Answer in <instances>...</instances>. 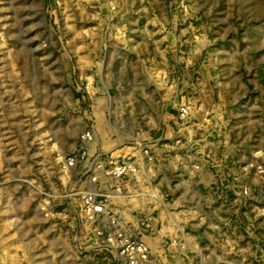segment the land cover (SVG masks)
<instances>
[{
	"label": "rangeland",
	"instance_id": "rangeland-1",
	"mask_svg": "<svg viewBox=\"0 0 264 264\" xmlns=\"http://www.w3.org/2000/svg\"><path fill=\"white\" fill-rule=\"evenodd\" d=\"M119 256L264 264V0H0V264Z\"/></svg>",
	"mask_w": 264,
	"mask_h": 264
},
{
	"label": "built area",
	"instance_id": "built-area-1",
	"mask_svg": "<svg viewBox=\"0 0 264 264\" xmlns=\"http://www.w3.org/2000/svg\"><path fill=\"white\" fill-rule=\"evenodd\" d=\"M71 163H72V159H70L68 161L69 165ZM112 168H113L111 170L112 174H117V175L119 174L120 175V174L124 173L125 171H127L128 165L125 164V163H113ZM88 211L91 214L100 213V212H102V205L97 203V202H95V201H93L92 199H90V201L88 202ZM130 247H132L134 249V251H133L134 254L137 255L139 253L141 258H144L145 254L147 253L146 248L143 245H141V244H133L132 243L130 245ZM121 248L122 247H120V249ZM125 252H126V250H122V251L120 250L119 254L124 256V257H126L125 255H123ZM120 259H122V261H118V264H144L146 262V261L145 262L144 261H128V260H125L124 258H121V257H120Z\"/></svg>",
	"mask_w": 264,
	"mask_h": 264
},
{
	"label": "bare ground",
	"instance_id": "bare-ground-1",
	"mask_svg": "<svg viewBox=\"0 0 264 264\" xmlns=\"http://www.w3.org/2000/svg\"><path fill=\"white\" fill-rule=\"evenodd\" d=\"M88 209V208H87Z\"/></svg>",
	"mask_w": 264,
	"mask_h": 264
}]
</instances>
